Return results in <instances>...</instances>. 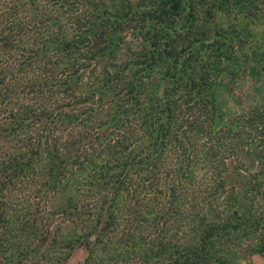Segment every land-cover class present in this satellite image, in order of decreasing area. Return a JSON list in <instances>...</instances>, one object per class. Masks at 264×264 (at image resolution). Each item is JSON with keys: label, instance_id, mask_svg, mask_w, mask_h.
<instances>
[{"label": "trees", "instance_id": "trees-1", "mask_svg": "<svg viewBox=\"0 0 264 264\" xmlns=\"http://www.w3.org/2000/svg\"><path fill=\"white\" fill-rule=\"evenodd\" d=\"M141 1L131 2L127 0V10L122 14L125 7L122 6L120 8L121 12L119 19L116 21L117 24H130L132 21H136V24L141 27L142 22L146 21L145 18L140 16L141 12L137 9L138 6H142ZM217 1L220 8H227L224 3H220V0ZM100 2L102 0H0V105H2L1 102L3 101L5 107L10 105V94L18 88L15 86L17 83L18 86L30 89V93H34L31 95V97L33 96V100L28 101L30 103L34 102L32 104L33 107L40 106L37 96L47 98L49 92L60 93L57 99L55 96L52 105H49L48 100V109L46 107L39 109L42 110L41 113L46 114L42 123L45 130H48L50 126V116H56L57 123L63 119H68V122L79 119L83 124H87L88 129H91L95 127V116L88 118L87 114H85L86 119H82L81 113H84L85 110L82 109L83 111L77 113L74 106L88 102V100H95V96L97 98L95 101L100 104L105 95L108 93L113 94V98L114 94L118 91L123 92H121L122 99L126 103L129 102L128 107L136 105L140 101L138 94L140 92L139 82L141 81L142 73L146 75L144 71H140L139 69V73L137 72L138 70H133L134 79L124 81V86L119 83V79H115L114 81L108 79L111 70L104 71L103 69L102 73L97 72L95 74L97 65L99 64L97 61L100 60L101 56L111 54L115 46V43L108 46L106 41L110 40L109 42H111L112 39L106 36L105 41L104 35L98 31L87 34L95 24L93 21L94 12L100 13L108 21H114V17L109 13H105L103 9L94 10ZM150 2H152L153 6L149 10L151 13L149 18L153 21L163 22L166 20L165 17L170 15L172 11H174L173 13H178L181 8V0H150ZM26 8L34 10L32 19H30L29 15H26L24 12L22 13V10ZM24 18L33 20L32 26H35L34 29L36 30L30 33H36L37 39L35 37V48H32V50L31 48H27L19 54L18 46L20 45V39H18L19 37L16 34V27L18 24L20 25L21 19ZM222 23L223 20L220 21L219 25L213 24V33L209 36V39H212L215 54L218 57L221 56L218 60L213 59L212 63L214 62L215 64L216 61L222 63L223 55H227V57H230L229 59L233 56L232 54H234L235 58L238 57L242 50L235 49V43H239L240 39L242 41V35L244 34V37L247 39L245 43L250 44L251 53L260 60L262 65L264 63V50H259V42L254 40V34L251 33V30L247 26L244 32L238 29L237 32L234 30L228 39L226 34L223 35L220 31H217L218 29H224ZM65 24H72L74 30L77 27L76 31L64 32L63 26ZM243 27H240V29ZM87 45L86 52L89 53V57L85 58L81 54V49ZM246 53H248V50L241 52L240 57ZM81 59H89L90 61L88 64L83 65L79 64ZM176 60L173 74H170L169 77L166 74L165 76L167 79L177 77L176 80L179 82L174 83L178 86L185 82L183 76L186 69L184 63L186 59L182 62L178 58ZM209 65L206 63L204 67H210ZM259 68L264 73V65L259 66ZM168 71L170 70L168 69ZM203 71L202 67L201 72ZM106 72L107 76L104 77ZM94 74L98 76L96 77V81L92 78ZM82 78H86L88 82L82 87L79 86L81 93L78 103L70 102ZM262 89L264 94V80ZM167 90L168 96H166ZM174 90L172 89L171 92ZM65 94L68 95V100L64 98ZM194 94L192 96L194 103L204 100L203 95L197 98ZM170 99L171 93L166 86L165 94L161 96V111L159 113L146 112L143 109L140 115L141 118L134 115L137 124H139L142 138L139 141H135V143L131 142L130 144L128 142V144L124 142V137L117 132L116 139L113 138V142L108 141V145H106L109 148V151L106 149L107 163L100 162L99 169L94 167V171L87 174L90 178H84V175L82 178L81 176L79 178L75 177L78 173L82 174L87 169L89 163H96V159L90 156L89 161L84 162L81 160L76 143L77 140H67L63 142V145H57V142H54L52 150L49 149L48 179H45L41 187L48 189V192L51 189L58 188L59 190L56 193L63 195L62 199L53 205L52 214H66L65 221L72 214L77 216L80 220L81 228L77 227L79 236L75 240L80 239L81 230L84 237L88 236L92 230L96 231V229L98 230V233L96 232L98 235L103 230L108 233L113 232L117 236L121 232L120 238L118 237L119 244L110 238L111 240L108 242L110 244H106L104 247V250L108 253L106 256L102 258L94 257L90 260L86 258L83 264H127V258L133 262L140 260L138 264H183L179 262L181 259L180 254L172 256L174 252H172L171 248H173L174 244L170 242L175 238V243L178 246L181 242L187 244L194 241L195 235H199V232L202 233L203 238L200 237L202 243L199 247L194 246V250H191V253L182 254L184 261L186 264L212 263L211 256L206 257L198 254V252L202 253L204 252L203 250L209 247L207 241L210 242L211 238L208 237L213 236L211 229L213 223L208 220V215L214 209H212L211 204L207 203L206 199L211 192L227 189L228 186L235 188V186L234 183L233 185L228 184L226 182L227 178L225 182L222 180L226 176L223 177L221 174L224 168L227 170L228 167L224 160L218 158L216 155L219 152L217 148L219 144H216L215 154L205 153L208 159V162H205L208 165L206 167H198L201 171L200 173L192 171V153L196 154L204 146L197 141L192 143L190 136L183 135L185 133H180L179 130L172 131L174 128H172L173 123L171 121L175 114L170 110L172 100ZM64 100L66 101L63 102ZM189 100L190 97L185 98V101ZM28 102L19 107L20 110L11 111L9 112L10 115L4 118L3 124L5 129L0 128V136L4 130H9V135L12 134V131H16L19 137L21 131L30 127L31 121L33 123L37 121L34 118L37 116L36 110H31V105ZM115 102L117 100L111 102L107 107L111 110V106L117 105ZM155 102L157 101H154L153 105L156 104ZM259 109L261 112H257L259 116L256 119V123L243 125V128L251 129V131H247L246 137L249 138L253 137V131L259 132L257 130L259 127L263 133V136H261L262 140H260L261 137L255 136L248 143V146L262 144L261 146L264 148V120L262 119L264 117V103ZM114 111H116V114L113 113ZM125 113H127V107L120 105L112 109L110 115L114 120L115 118L119 120L122 116H125ZM182 115L185 117V120L188 117L195 121L200 120L201 127H207V124H203L202 120H206V117L199 119L198 116H192L190 112ZM184 119L181 118L180 125L183 122H187ZM214 119L216 125L212 128L213 131L211 130L214 133L227 131L238 134L242 130L241 126H238L239 124L233 125L228 123L229 125H226V122L220 120L217 114H215ZM104 127L106 126L100 125L101 130ZM208 130L210 132V129ZM55 131H57V127L49 130V134ZM69 131L74 133V135L82 134L81 129L75 130L72 128ZM86 131L88 132V130ZM173 137L174 139H172ZM55 138L57 140L58 136ZM171 140L178 145L176 146ZM129 146L132 149L128 153L124 152V147ZM118 148H121L120 152H117L119 153L117 154L118 156H112L115 151H119ZM208 149L210 150V148ZM30 150L31 148L27 149L26 145L12 148L9 151L5 150L4 146H0V158L2 160V165H0V255L4 254L10 256V258L11 254H38L42 246L39 242L33 244V238L38 233L34 229V226L40 221L39 218L35 217L32 211L22 215V208L19 210L18 206L10 204L9 199L15 193V190L8 188V185L16 180L19 175H23V172L26 173L25 175L33 174L34 169H32L31 164L32 152ZM131 151L133 154L130 153ZM208 152L210 153V151ZM174 160L175 162L172 163ZM210 166L214 167L212 171H210ZM238 168L242 170L241 167ZM144 173L145 175L143 176ZM163 176H170L167 184L162 182ZM214 176L219 180L215 188H212L213 184L209 181L205 187H211L210 190L201 187L199 191L193 192L192 188L195 187L196 183L199 186L198 182ZM239 176L243 175L240 173ZM197 178L200 179L197 181ZM108 180L110 182L113 181L114 190L109 188L108 191H103V186L101 185H105ZM160 182L163 184H160ZM115 183H117L116 186ZM259 184V182L252 184V188L246 186L245 189L247 188L248 190L244 189L246 192L239 197L248 202L247 193L254 189L260 190L259 187L261 186ZM133 185L134 188L132 189ZM73 187L76 189L75 191L72 190ZM70 189L73 191L72 194ZM119 191H122L124 195L120 196ZM67 194H69L68 197ZM53 195L55 196V193ZM229 198L230 196L228 200ZM75 199L78 200L75 202ZM120 199H122V204L118 203ZM166 199H168L169 204H165ZM181 202H188L191 206L183 207ZM117 206L124 208L120 210ZM18 210L19 212H17ZM61 219L63 220L62 217ZM115 220H118V222L114 226ZM226 223L227 221L217 225H221L217 233L218 238H223L226 235L224 234V228L227 226ZM120 226H122V229L119 228ZM237 227L236 229H238ZM114 228H116L115 231ZM180 233H183L182 238L179 236ZM97 237L93 242L86 241L85 244L95 245ZM71 238L72 232H70L67 238L64 237L63 240H66V243L61 242L60 244H67L68 248L71 249L78 242L73 241ZM57 240V235L56 238L52 237L53 244H48V248H51L52 254L59 253L58 255L61 256L63 252H59V249L55 246ZM178 240L182 241L178 244ZM139 243L141 245L135 251L130 250V244L137 246ZM102 250L96 249L95 251ZM111 254L116 255L111 256ZM125 254H132V257L125 256ZM151 256L156 257V263L150 262Z\"/></svg>", "mask_w": 264, "mask_h": 264}, {"label": "rangeland", "instance_id": "rangeland-1", "mask_svg": "<svg viewBox=\"0 0 264 264\" xmlns=\"http://www.w3.org/2000/svg\"><path fill=\"white\" fill-rule=\"evenodd\" d=\"M130 1L138 2L139 0ZM220 1V3H224L227 7L226 9L220 8L217 0H181V8L178 13H173L174 11H172L170 15L165 17L166 20L161 22L153 21L149 18L151 14L149 10L152 8L153 4L150 0H142V6H138L137 9L141 12L140 16L145 18L146 21L142 22L141 27L136 24V21H132L130 24H117L116 21L119 19L121 12L120 8L122 6L125 7L122 14L127 10V0H102V2L94 8L95 11L103 9L105 13H109L114 17V21H108L100 13L94 12L93 21L95 24L87 34L98 31L104 35L105 41L106 36L114 41L109 42L110 40H107L106 43L108 46L115 43L112 53H109L107 56H101L100 60L97 61L99 64L97 65L95 74H97V72L102 73L103 69L104 71L111 70L108 79H112L113 81L119 79V83L124 86V81L134 79L135 75H133V70H138L137 72L139 73L140 71L146 73V75L142 73V78L139 82V90L141 93L139 92L138 94L140 96V101L137 102L136 105L128 107L129 102L126 103V101L122 99L123 92L118 91L114 94L113 98V94L111 95L108 93L105 95L100 104L95 101L97 100L95 96V100H88V102H83L80 105L74 106L75 112L77 113L83 111L82 109L85 110L84 113H81L82 119H86L85 114H87L88 118L95 116L94 128L88 129L87 124H83L79 119L72 122H68V119H63L61 122L57 123L58 120L56 116H50V126L48 130H45L42 123L46 114L41 113L42 110L39 109L43 107L48 109V100L49 105H52L55 96L57 99L60 93L56 94L49 92L47 98L37 96L39 99L38 101H40V106L33 107L32 104L34 102L30 103L28 101L33 100V96L31 97V95L34 93H30V89L22 88L20 85L18 86V83L15 84L18 88L10 94V105L5 107L3 104L4 101L1 102L0 128L2 127V129H5L3 122L4 118L10 115L9 112L20 110L19 107L27 104V102L31 105V110H36L37 116L34 118L37 121L34 123L31 121L30 127L21 131L19 137L16 131H12V134L9 135L10 131L4 130L3 134L0 136V146H4L7 151L25 145L27 149L31 148V164L32 169H34L33 174L30 173L29 175H25L26 173L23 172V175H19L17 179L12 182L13 184L10 183L8 185V188L15 190V193L9 199L10 204L18 206L19 210L22 208V215L32 211V214L39 218L40 221L34 226V229H36L38 233L33 238V244L39 242L42 246L38 254H11V258L10 256L1 254L0 264H83L86 258L90 260L94 257L102 258L106 256L108 253L104 250V247L106 244H110L108 242H110L111 239L119 244L121 232H119L117 236L113 232L108 233L103 230L98 235L97 229L96 231L92 230V232L85 237L81 230L80 239L75 240L79 236L78 228H81V223L77 216L72 214V216L65 221L67 217L66 214H52L51 210L54 208L53 205L59 202L63 195L61 193H56V191L59 190L58 188L54 190L51 189L48 192V189L41 187L45 179H48V151L49 149L52 150L54 142H57V145H63V142L67 140H77L78 142L76 141V143L79 148L78 152L80 153L81 160L84 162L89 161L90 156L96 159V163H89L87 169L83 171L82 174H76L77 176L75 177L79 178V176H81L82 178L84 175V178H90L87 174L92 173L94 167L99 169L100 162L107 163L106 149L108 150L109 148H107L106 145H108V141L112 143V139H116L117 132L124 137V142H129L130 144L142 138L139 124H137L135 118H141L140 115L143 109L146 110V112L153 113H159L161 111V96H164L166 86L171 93L172 100L170 99V110L176 116H174L171 121L173 123L172 128H174L172 131L179 130L180 133H185L183 135H189L192 143L197 141L204 146L196 154L192 153V171L194 173H200L201 171L198 167H206L208 165V163L205 162H208L205 153L215 154L216 144H219L217 147L219 152L216 155L218 158H222L228 167L227 170L226 168H224V171L222 170L223 173L221 175L223 177L226 176L222 180L225 182L227 178L226 182L231 185L234 183L235 186V188L228 186L227 189H220L217 192L209 193L206 201L208 204H211L212 209H214L208 215V220L213 223L211 227L213 236L208 237L211 238L210 242L207 241L209 247L203 250L204 252L202 253L197 251L198 254L206 257L211 256L212 263L209 262V264H264V162H262L264 161V148H262V144L248 146V143L253 140L255 136L261 137L263 133L258 127L257 130H259V132L255 130L252 132L253 137L247 138V133L251 131V129L243 128V125L246 126L249 123H256V119L259 116L257 112H261L259 108L264 103L262 89L264 73L261 71V68H259V66L264 65V63L261 65L260 60L251 53V49L249 48L250 44L245 43L247 39L243 34V40L241 41L240 39L239 43H235L236 46L234 48L238 50L241 49V52L248 50V53L240 57V52L239 56L236 58L234 54H232L233 56H231V59H229L230 57H227V55H223V62L219 63L216 61L214 64L212 60H218L221 56L218 57L215 54V50L213 49L214 46L211 41L212 39H209L210 34L213 33V24L219 25L220 21L223 20L222 25H224V29L217 30L220 31L221 34H226L229 39L234 30L237 32L238 29L244 32L247 26L249 30H251V33L254 34V40L259 42V50H264V0ZM23 12L29 15L30 19L33 18L32 14L34 10L26 8L22 10V13ZM30 19H21L20 25L18 24L16 27L17 33H15L18 35L21 45L18 46L19 54L27 48H31V50L35 48V37L37 39V35L36 33L32 34L30 32L36 29H34L35 26H32L33 20ZM240 27L243 28L240 29ZM76 28L74 30L72 24H65V26H63V31L73 32V30L76 31ZM86 48H88V45L81 49V54L85 58H88L89 53L86 52ZM177 58L180 62L186 59L184 62L186 69L183 76L185 82L178 86L174 83L179 82L176 80L177 77L166 78V76L169 77V75L173 74L175 71V62ZM89 61V59H81L79 64L86 65ZM206 63L210 64V67H204ZM202 67L204 70L203 72H201ZM168 69L170 71H168ZM95 74L92 78L96 81V77L98 76ZM106 76L107 72L104 77ZM81 80L70 102L78 103L81 93L80 87L86 85L88 82L86 78H82ZM164 81L166 83L165 85ZM21 82L23 81L21 80ZM172 89L175 90L171 92ZM193 94L197 98L203 95L204 100H199L194 103L192 101ZM166 96H168V90ZM189 97L190 100L185 101V98ZM64 98L68 100V95L65 94ZM115 100H117V102H115L117 105L111 106L110 110L107 106ZM122 101L124 102L121 103ZM154 101L157 102L153 105ZM120 105L127 107V113L119 120L115 118V121L110 114L112 109ZM186 112H190L192 116H198L199 119L206 117L205 119L207 121L204 119L202 120L203 124H207V127H201L200 120L195 121L189 117L185 120L182 114H186ZM113 113L116 114V111ZM215 114L219 116L220 120H224L226 125H229L228 123L233 125L239 124L238 126H241L242 130H240L238 134L227 131L222 133L212 132V128L216 125L214 119ZM134 115H136V117ZM181 118L187 122H183V124L180 125ZM262 119L264 120V117ZM114 122L115 124H113ZM100 125L106 127L101 130ZM54 127H57V131H59L49 134V130ZM72 128L75 130L81 129L82 134L74 135V133L69 131ZM208 129H210V132H208ZM86 130H88V132ZM56 136H58L57 140L55 138ZM172 139H174V137ZM260 140H262V137ZM171 142L176 146L178 145L173 140H171ZM121 148H118L119 151H115L112 156H118L117 154L119 153L117 152H120ZM124 148L125 150L127 149L126 151L124 150V152L127 153L132 149L131 146ZM208 148H210V150ZM208 151H210V153ZM130 153L133 154L132 151ZM180 157L183 158L182 156ZM174 162L175 160L172 163ZM0 165H2L1 158ZM238 167H241L242 170H239ZM213 169L214 167L210 166V171ZM240 173L243 176H239ZM144 175L145 173L143 176ZM169 178L170 176H163L162 182L167 184ZM198 179L200 178H197V181ZM209 181L213 184L212 188H215L219 182L215 176L207 178L198 182L199 186L196 183L195 187L192 188L193 192L199 191L201 187L210 190L211 187H205ZM135 182L137 183V181ZM162 182H160V184H163ZM258 182L260 183L259 186H261L259 187L260 190L254 189L247 193V197L249 198L248 202L250 204L239 197L246 192L245 190H248L247 188L245 189L246 186L252 188V184ZM116 184L117 183H115V186ZM101 186H103V191H108L109 188L114 190L113 181L110 182L108 180L105 185ZM133 188L134 185L132 186V189ZM72 190L75 191L76 189L73 187ZM72 190L70 191L71 194L73 193ZM53 193H55V196ZM69 194H67V197ZM119 194L120 196L124 195L122 191H119ZM229 196L230 198L228 200ZM75 197L77 198V196ZM76 200L78 199H75V202ZM165 202V204H169L168 199H166ZM118 203L122 204V199H120ZM181 205L183 207L191 206L188 202H181ZM117 207L120 210L124 208ZM19 210L17 212H19ZM226 221L227 226L224 228V234L226 235L223 238H218L217 233L221 225H217L225 223ZM117 222L118 220H115V223H113L114 226ZM110 225L114 227L112 224ZM236 227L238 229H236ZM119 228L122 229V226ZM115 230L116 228H114V231ZM70 232H72L71 239L73 241H78L71 249L68 248L67 244H60L61 242L66 243V240L63 239L64 237L67 238ZM55 234L58 237L55 246L59 249V252H63L61 256L58 255L59 253L52 254L51 248H48V244L52 243V237L56 238ZM168 235L167 237H169ZM96 236H98V239L95 245L85 244L86 241L93 242ZM107 236H109V238H107ZM179 236L182 238L183 233H180ZM200 237H202L201 232H199V235H195L194 241L187 244L181 242L182 240H178V244L181 242L179 246L175 243V238H170L172 239L170 243L174 244L173 248H171L172 252H174L172 256L174 254L176 256L180 254L181 259L179 262L186 264L182 254L191 253V250H194V246L199 247L202 243ZM140 245L141 243L137 244V246L130 244L129 247L131 251H135ZM96 249L103 250L95 251ZM182 249H186L188 252ZM115 255L116 254H111V256ZM131 255L132 254H125V256L132 257ZM151 257L152 258L149 259L150 262L156 263V257ZM139 261L133 262L127 258L126 262H128L127 264H138Z\"/></svg>", "mask_w": 264, "mask_h": 264}]
</instances>
